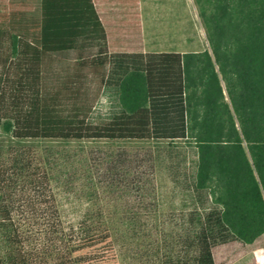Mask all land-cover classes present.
Instances as JSON below:
<instances>
[{
  "label": "trees",
  "instance_id": "1",
  "mask_svg": "<svg viewBox=\"0 0 264 264\" xmlns=\"http://www.w3.org/2000/svg\"><path fill=\"white\" fill-rule=\"evenodd\" d=\"M197 1L209 49L181 54L145 51L141 0H0V134L193 144L200 210L161 262L234 264L264 248V0ZM68 52L66 77L46 88L48 60ZM107 88L120 111L93 122ZM102 159L113 195L154 189L151 149ZM50 162L31 146L0 156V264H119L103 214L65 224Z\"/></svg>",
  "mask_w": 264,
  "mask_h": 264
},
{
  "label": "rangeland",
  "instance_id": "2",
  "mask_svg": "<svg viewBox=\"0 0 264 264\" xmlns=\"http://www.w3.org/2000/svg\"><path fill=\"white\" fill-rule=\"evenodd\" d=\"M10 1L18 4L23 0ZM34 8L37 12V5ZM141 11L146 52H177L185 48L188 40L192 49H209L197 0H141ZM74 57V52H68L48 60L46 88L58 85L66 77ZM119 111L117 92L107 88L92 120H109ZM14 146H31L40 156L51 158L48 164L52 187L66 225H75L88 216L98 214L107 218L119 264H162L161 260L166 255L180 250L181 238L190 225V212L200 210L192 192L197 152L195 146L187 141L19 142L10 133L2 131L0 156L6 157L8 150ZM119 147L132 153L147 149L153 151L154 189L149 193L142 191V200L135 194L113 195L97 176L98 161L110 156ZM131 208L139 217L135 223L128 221ZM234 264H264V248L248 253Z\"/></svg>",
  "mask_w": 264,
  "mask_h": 264
},
{
  "label": "crops",
  "instance_id": "3",
  "mask_svg": "<svg viewBox=\"0 0 264 264\" xmlns=\"http://www.w3.org/2000/svg\"><path fill=\"white\" fill-rule=\"evenodd\" d=\"M144 28V25H143ZM189 42H191L190 40H188ZM189 42L185 43V48L181 49L180 51H177V53H181V54H188V53H201L204 50H200L198 49H192V47H190ZM191 48V49H190Z\"/></svg>",
  "mask_w": 264,
  "mask_h": 264
}]
</instances>
